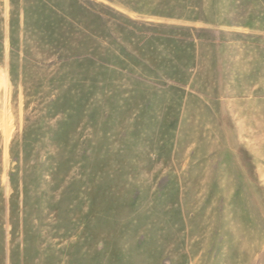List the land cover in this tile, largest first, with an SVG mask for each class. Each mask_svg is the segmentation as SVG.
<instances>
[{
	"label": "rangeland",
	"instance_id": "rangeland-1",
	"mask_svg": "<svg viewBox=\"0 0 264 264\" xmlns=\"http://www.w3.org/2000/svg\"><path fill=\"white\" fill-rule=\"evenodd\" d=\"M0 264H264V0H0Z\"/></svg>",
	"mask_w": 264,
	"mask_h": 264
}]
</instances>
